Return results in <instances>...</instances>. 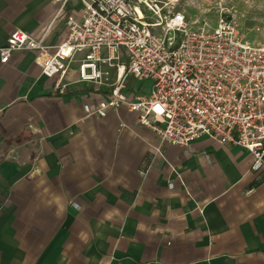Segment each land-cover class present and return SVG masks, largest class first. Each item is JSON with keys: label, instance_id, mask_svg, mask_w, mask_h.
<instances>
[{"label": "crops", "instance_id": "0c3cea01", "mask_svg": "<svg viewBox=\"0 0 264 264\" xmlns=\"http://www.w3.org/2000/svg\"><path fill=\"white\" fill-rule=\"evenodd\" d=\"M83 11L0 0V47L17 30L59 45ZM36 58L0 57V264H264V169L249 152L161 144L126 106L88 116L110 86L81 82L74 63L60 91Z\"/></svg>", "mask_w": 264, "mask_h": 264}, {"label": "built area", "instance_id": "2783aa9c", "mask_svg": "<svg viewBox=\"0 0 264 264\" xmlns=\"http://www.w3.org/2000/svg\"><path fill=\"white\" fill-rule=\"evenodd\" d=\"M80 2L83 14L67 17L61 44L49 46L48 31L34 38L17 30L0 47L1 62L18 51L34 52L42 74L57 78L60 91L78 63L81 82L111 88L95 111L85 106L88 116L106 117L126 106L161 144L186 147L209 138L245 149L252 170L264 169V45L244 41L224 17L214 31L194 28L171 0ZM130 77L151 81V92L126 93ZM155 152L162 156L161 148Z\"/></svg>", "mask_w": 264, "mask_h": 264}, {"label": "rangeland", "instance_id": "374dc122", "mask_svg": "<svg viewBox=\"0 0 264 264\" xmlns=\"http://www.w3.org/2000/svg\"><path fill=\"white\" fill-rule=\"evenodd\" d=\"M194 28L214 31L224 17L232 22L240 37L254 45H264V0H171ZM133 5L135 1H132ZM131 80V79H130ZM129 80V81H130ZM128 82L126 93L137 89ZM148 86H142L145 91Z\"/></svg>", "mask_w": 264, "mask_h": 264}, {"label": "bare ground", "instance_id": "6f19581e", "mask_svg": "<svg viewBox=\"0 0 264 264\" xmlns=\"http://www.w3.org/2000/svg\"><path fill=\"white\" fill-rule=\"evenodd\" d=\"M138 12H140V14H142L140 10H138Z\"/></svg>", "mask_w": 264, "mask_h": 264}]
</instances>
